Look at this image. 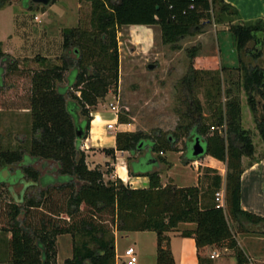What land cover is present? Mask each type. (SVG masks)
Masks as SVG:
<instances>
[{
    "label": "trees",
    "instance_id": "obj_1",
    "mask_svg": "<svg viewBox=\"0 0 264 264\" xmlns=\"http://www.w3.org/2000/svg\"><path fill=\"white\" fill-rule=\"evenodd\" d=\"M79 1L90 5L89 28L65 33L62 47L73 58L65 55L60 66H43L31 74L6 67L17 76L28 77L29 88L20 93L14 90L9 97L0 95V110H28L32 139L28 153L0 152V168L19 165L15 180L0 177V188L19 182L23 188H37L39 195L37 200L28 198L23 206L2 204L0 199V235H9L0 264H57L55 245L61 235L80 237V242L72 247L71 258L63 264H115L114 233L145 231L156 234V264H174L169 250L170 233L192 238L199 262L213 250H228L237 264H246L225 212L215 200L221 188V176L216 171L206 168L195 186L161 185L159 172L153 169L167 163L152 154L174 151L171 137L154 142L139 132H119L115 135V148H102L106 156L113 158L115 151L134 154L147 146V152L128 167L130 177L148 178L144 189H132L119 178L105 182L99 168L87 167L79 145L89 135V108L110 89L118 88L119 28L156 26L162 43L176 50L179 41L199 34L212 23L226 24L233 36L239 67L220 66L218 73H242L232 85L245 94L264 145V19L242 22L237 10L224 0ZM4 3L0 0V7ZM22 4L31 6L29 0H22ZM250 43L253 48L248 49ZM195 51L194 47L189 50L192 59ZM245 54H249L252 63L244 64ZM5 59L7 56L0 50V61ZM37 60L45 64L44 58L37 56ZM192 66L193 77L187 80L194 82L198 74L206 72ZM1 73L0 68V76ZM63 81L66 85L61 86ZM187 90L189 101L183 118L188 121L184 131L191 138L190 144L198 138L204 146V157L226 164L225 202L237 232L264 237V217L240 206L242 157L251 156L253 146L250 132L241 125L238 94L233 88L223 91L224 104L214 110L208 123L203 106L192 95V89ZM215 90L219 95L221 88ZM118 122L125 123L119 117ZM214 126L215 131L210 132ZM77 130L81 131L80 139ZM190 144L187 143L188 148ZM186 155V161H194ZM35 164L54 165L53 174L40 175ZM202 179L206 182L204 188L200 187ZM180 225L194 228L181 230Z\"/></svg>",
    "mask_w": 264,
    "mask_h": 264
},
{
    "label": "rangeland",
    "instance_id": "obj_2",
    "mask_svg": "<svg viewBox=\"0 0 264 264\" xmlns=\"http://www.w3.org/2000/svg\"><path fill=\"white\" fill-rule=\"evenodd\" d=\"M53 2L47 7L33 4L24 7L22 0H5L4 5L0 7V50L7 56L4 62L0 61L2 69L0 95L9 97L14 90L18 89L17 92L20 93L29 88V78L17 76L14 71L31 74L43 66H60L61 58L65 55L73 58V54L62 47L64 35L71 29L89 28L90 5L79 0H54ZM224 26L228 27L226 24L221 26L214 23L206 25L199 33L207 35V41L203 45L195 41L196 36L199 35L196 34L179 41L176 50L162 43L159 29H157L158 32L152 31L149 39L145 41L142 34L138 31L134 32L135 28L128 26L119 28L116 33L119 55L118 88L115 91L110 89L104 98L98 99L96 105L89 108V111L92 121L97 112L108 119L112 112L111 105H113L118 111V117L125 122L120 124L117 121L118 125L123 126L116 125L115 128L119 129L113 130H109L107 123L102 122L99 133L106 139L103 146H107L110 137L119 132H139L154 142L157 138L163 141L167 137H171L174 151L152 154L153 157L160 156L165 160L168 159L167 164H159L153 169L159 172L161 185L180 188L194 186L197 174L198 178H203L206 168H209L221 176L220 190L224 194L225 200L226 164L221 162L222 165L219 166V169H215L212 167L214 158L202 155L203 157L196 160L198 168L196 171L191 166V161H186L185 153L186 156L191 155L192 144H190L191 138L188 132L184 131L188 121L183 118L189 101L187 88L192 89V95L203 106V113L209 119L208 123H211V115L214 110L224 104L223 91L233 88L234 94H238L240 100L242 128L250 132L253 146L252 155L242 157L243 167L257 161L264 154V145L256 128V121L249 110L246 96L243 91H236V85H232L239 77H242V73L231 72L229 75L223 72L219 74L220 66L213 59L216 58L217 47L220 61L224 67H239L233 36L222 28ZM214 38L217 40L216 47L211 41ZM193 47L196 49L194 59L189 52ZM251 48H253L252 43L248 45V49ZM37 56L45 59L44 65L38 62ZM242 61L246 65L252 63L249 54L243 55ZM148 65H154V68L148 70ZM8 66L10 69L12 67H16V69L12 72L6 68ZM191 66L206 73L198 74V78L194 82L188 81L187 78L193 77L190 72ZM60 85H66V81ZM215 88H221L219 95ZM208 92L210 96L207 95ZM4 111L5 113H0V152L16 153L21 151L28 153L32 139L30 113L18 110ZM215 129V126L211 127L210 132H214ZM224 130L225 126L220 129L221 134H224ZM95 133L93 132L92 136H95ZM175 136H177V140H174ZM187 143L190 144L189 148ZM102 148L86 149L82 143L79 150L84 153L85 163L88 164L89 169L99 168L104 173L105 182L115 181L117 177L112 173L114 169L111 160L93 167L95 161L88 159V152L103 153ZM147 150L146 146L141 152L127 153V166L129 167L132 160H137ZM204 158L206 159L204 160ZM98 160L97 158L96 161ZM200 164L204 166L201 167ZM18 166V164L8 165L1 167L0 171L5 170L6 178H10L12 181L16 179ZM35 167L39 170L40 175H44L53 174L51 171L55 166L35 164ZM26 181H30V179L27 178ZM205 186L206 182L202 179L200 187L204 188ZM38 195L37 188H23L19 182L0 188V199L2 204L6 205L23 206L28 198L37 200ZM223 210L232 232L235 233L239 250L243 253L247 263L255 264L247 249L250 252L254 249L264 253V240H257L255 236L237 232L236 224L229 214L225 201ZM185 228L191 227L183 226V229ZM8 236L0 235V260L3 259L4 241ZM79 242L80 237L78 236H58L55 245L56 263L63 264L65 259L70 258L74 243L78 244ZM122 244L124 242L120 241V246Z\"/></svg>",
    "mask_w": 264,
    "mask_h": 264
},
{
    "label": "crops",
    "instance_id": "obj_3",
    "mask_svg": "<svg viewBox=\"0 0 264 264\" xmlns=\"http://www.w3.org/2000/svg\"><path fill=\"white\" fill-rule=\"evenodd\" d=\"M224 2L237 10L240 20L242 22L248 23L258 19H264V0H224ZM128 27L135 28L136 30L134 32L138 31V33L142 34L145 41L149 39V35L150 33H152V31L158 32L157 29H159L156 26H128ZM222 28L225 31H227L228 29V27L225 26ZM195 41L203 45L207 41V35L205 33L199 34L196 36ZM211 41H213L212 43L216 47L217 46L216 38H214V40L212 39ZM215 54H216V58L213 59L216 61V63L219 66H223L219 58V50H217V47ZM227 68H231V67H227ZM18 111L29 113L28 110H18ZM0 113H5V111L0 110ZM112 118H113L112 114H110V118L108 116L107 119L106 116L97 112L94 115L93 121L91 122L89 136L85 140L80 141V146L82 143H84V147L86 149L87 148L97 149L102 147L115 148V136L110 137V141L107 142L108 143L107 146H103L105 144L106 139L103 138L99 133L102 122L108 123L112 120ZM118 124L119 123L117 122L116 125ZM118 126L121 127L123 125H118ZM114 129H119V128H114ZM93 132H96L95 136H92ZM88 154H89L88 159L91 161H95L93 167L97 166L98 164L100 165L107 163L111 160L112 167L114 169L112 173L114 174V176L119 178L124 184L129 185L130 188L144 189L147 187L148 185L147 177H130L128 175V166L126 163V158L128 157L127 152L115 151L113 158L106 156L104 153H98L96 151L88 152ZM97 158L99 159L98 161H96ZM205 159L206 158H204V160ZM212 160H213L212 167L215 169H219V166H221L222 163L215 159ZM166 161H168V159ZM200 165L201 167L204 166L203 164ZM197 178H198V174L196 177V184L198 180ZM240 183H241L240 184L241 208L245 211L252 212L258 216L264 217V157L253 162L251 165L244 167V171L241 175ZM183 226L191 227L185 229L194 228V225H180L179 229L183 230ZM249 236H253V237L255 236L257 240H264V237L261 236H257V235H249ZM114 237H115L114 240L115 264H125V259L123 254L125 249H127L128 247H133L138 260L137 264H156L157 237L154 232H148V231L130 232L126 234H118V232H115ZM120 241L124 242V244H122L121 246H120ZM169 250L172 255L174 264H237L236 259L233 256L232 252L228 250H224L223 252H220L218 250H213L210 252L209 255L205 256L202 262H199L194 240L192 238L182 237L179 233L169 234ZM216 251L219 252V256L217 258L211 259L210 255ZM247 251L249 252V255H251L252 260L255 262V264H264L263 252L256 251L254 249H252L251 252L248 249Z\"/></svg>",
    "mask_w": 264,
    "mask_h": 264
},
{
    "label": "built area",
    "instance_id": "obj_4",
    "mask_svg": "<svg viewBox=\"0 0 264 264\" xmlns=\"http://www.w3.org/2000/svg\"><path fill=\"white\" fill-rule=\"evenodd\" d=\"M111 106H112L111 114H112L113 118L110 122L107 123V128L109 130L114 129L116 124H117V121H118V115H117L118 111L116 110V107H114L113 105H111ZM160 154H162V153H160ZM191 166L194 169H197V162L196 161L191 162ZM215 198H216L215 200L217 201L219 206L223 208L225 200H224V194H222L221 190L215 194ZM123 256L125 259V264H137V262H138L133 247H128L127 249H125ZM218 256H219V252L216 251L210 255V258L213 259V258H217ZM246 264H253V263L248 262Z\"/></svg>",
    "mask_w": 264,
    "mask_h": 264
},
{
    "label": "water",
    "instance_id": "obj_5",
    "mask_svg": "<svg viewBox=\"0 0 264 264\" xmlns=\"http://www.w3.org/2000/svg\"><path fill=\"white\" fill-rule=\"evenodd\" d=\"M29 2L33 5H38L41 7H47V6H50L52 4L53 0H29ZM147 68H148V70H152L154 68V65H148ZM80 133H81V131L77 130L76 136L79 139L81 137ZM204 152H205L204 146L202 145V143L200 142V140L198 138H195L194 143L192 145V153H191V156L193 157L194 161L198 160V158L200 156H202L204 154ZM1 177L3 179L6 178V171L5 170H3L1 172Z\"/></svg>",
    "mask_w": 264,
    "mask_h": 264
},
{
    "label": "flooded vegetation",
    "instance_id": "obj_6",
    "mask_svg": "<svg viewBox=\"0 0 264 264\" xmlns=\"http://www.w3.org/2000/svg\"><path fill=\"white\" fill-rule=\"evenodd\" d=\"M2 172V171H1ZM6 180H9L10 178H5ZM21 184V183H20Z\"/></svg>",
    "mask_w": 264,
    "mask_h": 264
}]
</instances>
